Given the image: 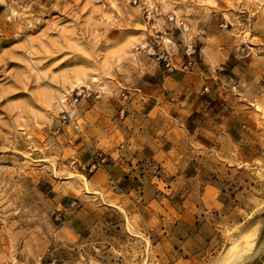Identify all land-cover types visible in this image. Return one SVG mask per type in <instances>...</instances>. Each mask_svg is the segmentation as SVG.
I'll return each mask as SVG.
<instances>
[{
	"label": "rangeland",
	"instance_id": "1",
	"mask_svg": "<svg viewBox=\"0 0 264 264\" xmlns=\"http://www.w3.org/2000/svg\"><path fill=\"white\" fill-rule=\"evenodd\" d=\"M162 92L187 179L94 177ZM0 264H264V0H0Z\"/></svg>",
	"mask_w": 264,
	"mask_h": 264
},
{
	"label": "crops",
	"instance_id": "2",
	"mask_svg": "<svg viewBox=\"0 0 264 264\" xmlns=\"http://www.w3.org/2000/svg\"><path fill=\"white\" fill-rule=\"evenodd\" d=\"M136 95L143 97L140 94ZM169 95H166L165 92L148 94L140 101L143 105L146 104V115H154V118L160 123L164 121L162 124H159L158 121L159 126L156 127L161 135L155 134V136L148 137V141L146 140L139 149H111L112 162L102 169L96 170L93 174L94 177L105 176L107 177L106 183H137L139 179L132 177L135 175L134 170L144 163L137 161L138 163L135 164L134 162L144 160L148 166L159 167L162 173L160 183H163L162 180L165 176L170 177L171 183L187 179L189 171L193 167L191 159L189 160L188 135L197 132L200 134L198 141H204L205 137L207 138L206 134L215 133L214 117L206 118L195 115L206 111L207 107H203V110L190 109V107L184 106V101L173 102L172 98L168 97ZM171 110L175 115L173 117L168 115ZM143 132L140 131V133ZM179 143H181L180 149H178ZM148 183H153V181L149 180Z\"/></svg>",
	"mask_w": 264,
	"mask_h": 264
},
{
	"label": "built area",
	"instance_id": "3",
	"mask_svg": "<svg viewBox=\"0 0 264 264\" xmlns=\"http://www.w3.org/2000/svg\"><path fill=\"white\" fill-rule=\"evenodd\" d=\"M94 159L95 161H93L92 167H95L96 165H100V163L105 160V157L102 155V153H96Z\"/></svg>",
	"mask_w": 264,
	"mask_h": 264
},
{
	"label": "bare ground",
	"instance_id": "4",
	"mask_svg": "<svg viewBox=\"0 0 264 264\" xmlns=\"http://www.w3.org/2000/svg\"><path fill=\"white\" fill-rule=\"evenodd\" d=\"M57 101V100H56Z\"/></svg>",
	"mask_w": 264,
	"mask_h": 264
}]
</instances>
